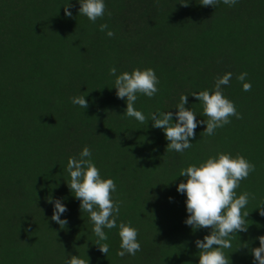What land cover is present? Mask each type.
Segmentation results:
<instances>
[{
	"label": "trees",
	"instance_id": "16d2710c",
	"mask_svg": "<svg viewBox=\"0 0 264 264\" xmlns=\"http://www.w3.org/2000/svg\"><path fill=\"white\" fill-rule=\"evenodd\" d=\"M103 18L92 23L79 14V0H0V264H66L71 256L89 264H199L196 240L211 229L193 230L186 194L177 192L180 171L209 157L244 156L255 171L236 189L255 199L246 211L247 232L225 249L231 264H254L252 249L264 236V0L203 7L201 0H104ZM71 5L72 16L64 13ZM111 12V16L108 15ZM107 24L102 32L100 25ZM115 32L109 38L107 31ZM117 75L155 70L154 98L137 94L135 109L148 120L127 117L126 98L116 95ZM232 73L223 95L242 119L203 135L199 124L192 147L167 151L164 131L150 114L173 113L181 95L197 121H206L192 93L214 91L215 80ZM247 72L245 92L236 77ZM84 95L88 108L72 103ZM84 147L104 179H113V201H122L117 227L104 229L101 253L89 214L68 187L70 157ZM59 199L68 211L62 229L51 220ZM138 230L141 251H120L119 224ZM247 244V247L243 245Z\"/></svg>",
	"mask_w": 264,
	"mask_h": 264
},
{
	"label": "clouds",
	"instance_id": "9594fccd",
	"mask_svg": "<svg viewBox=\"0 0 264 264\" xmlns=\"http://www.w3.org/2000/svg\"><path fill=\"white\" fill-rule=\"evenodd\" d=\"M235 6L239 0H201L203 7H215L219 3ZM79 14L87 17L89 21L95 23L105 15L106 4L104 0H79ZM189 6V0L181 4ZM71 5L64 7L66 16L71 17L69 11ZM111 16V12H108ZM108 28L107 24L100 25V31L104 32ZM107 36L112 38L115 32L107 31ZM109 75L116 77L114 88L119 99L126 98V112L124 115L135 118L139 123L144 124L148 120L141 111L135 109L134 105L138 99L137 94H143L148 98H154L159 89L160 83L155 70L148 68L145 70L134 69L131 73L123 72L117 75V69L111 67ZM248 73H240L236 79L241 82L245 92L252 90V85L245 82ZM232 78V73H226L215 80V88L212 93L208 90L192 93L191 96L202 103L203 114L208 117L206 121H197L192 110L185 107L188 103V95H181L180 102L176 106V123H173V113H152L150 118L152 126L162 129L167 141V151L184 152L192 147L190 139H195V130L199 124H206L203 135H214L218 128L231 123L230 117L242 119V115L237 112L235 104L223 95L222 86H227ZM72 103L83 109L88 108V102L84 95L73 97ZM92 152L88 147H84L80 152V158L70 157L67 162V172L70 174L68 187L75 194L74 197L80 201L81 212L89 214L90 221L94 225L93 233L98 238L97 245L100 252L107 256L109 244L108 235L104 229L117 227L116 219L120 211L122 201H113L112 193L116 191V184L113 179H104L100 175V170L91 159ZM255 171V165L250 163L244 156L237 154L233 158L228 153H218L215 157H209L199 166L190 165L180 171V177L186 178V182H181L177 187V192L186 194V210L188 218L185 224L191 226L193 230L211 229L209 235L203 240H196L195 245L199 251V264H231L229 256L224 253L225 249L232 247L231 238L238 232H247L246 217L249 213L243 209L249 203V199L255 196L249 192H243L237 197L236 189L240 187V182L246 180ZM54 211L51 220L64 229L67 219H61V215L68 211L61 200L53 201ZM260 215L264 216V205L261 206ZM120 251L117 255L123 258L125 255L135 256L141 251V245L137 239L138 230L129 224H119ZM259 247L252 249L254 264H264V236L257 238ZM245 244L243 247H247ZM66 264H89L79 256H71Z\"/></svg>",
	"mask_w": 264,
	"mask_h": 264
}]
</instances>
